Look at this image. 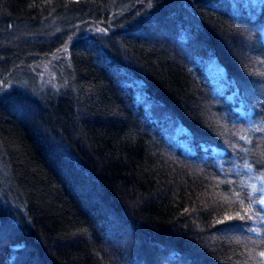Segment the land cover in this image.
I'll list each match as a JSON object with an SVG mask.
<instances>
[{
    "label": "trees",
    "instance_id": "1",
    "mask_svg": "<svg viewBox=\"0 0 264 264\" xmlns=\"http://www.w3.org/2000/svg\"><path fill=\"white\" fill-rule=\"evenodd\" d=\"M263 198L264 0H0V264H264Z\"/></svg>",
    "mask_w": 264,
    "mask_h": 264
},
{
    "label": "rangeland",
    "instance_id": "2",
    "mask_svg": "<svg viewBox=\"0 0 264 264\" xmlns=\"http://www.w3.org/2000/svg\"><path fill=\"white\" fill-rule=\"evenodd\" d=\"M211 61V59H210ZM203 61L202 64H200V71H199V74H201L203 77H206L209 81V83H211L213 81V85L217 87V85L214 84V82L216 80H219L218 78H211V75H213L214 73H216L218 71V68H217V64L214 62V61ZM210 62V63H209ZM215 69V70H214ZM212 70H213V73H212ZM216 79V80H214ZM212 80V81H211ZM236 107H237V110L241 113V114H246L248 112V110H246L245 108H243V105L241 104V102H239L238 104H236ZM177 134H180L179 131L175 132ZM173 133L172 135H169V136H166V140L170 141V143L172 142L173 145L176 147V149H179V150H185V151H188L190 153H193L194 151L196 153H201L203 154L204 152H207L208 154H217L218 151L217 149L215 148H204V147H199V150L196 148V146H194L193 144H189V142L187 140H184L180 135H177ZM261 205H263V210H264V198L261 200ZM109 220L114 223H116L115 225H117V222L116 220H114V218L112 216L109 217ZM115 227L114 225L111 226V228ZM109 228V229H111Z\"/></svg>",
    "mask_w": 264,
    "mask_h": 264
},
{
    "label": "bare ground",
    "instance_id": "3",
    "mask_svg": "<svg viewBox=\"0 0 264 264\" xmlns=\"http://www.w3.org/2000/svg\"><path fill=\"white\" fill-rule=\"evenodd\" d=\"M239 102H241V101L237 100V101L235 102V105H233V106H234V110L237 109L236 104H238ZM236 111H237V110H236ZM241 115H244V114H241Z\"/></svg>",
    "mask_w": 264,
    "mask_h": 264
},
{
    "label": "snow or ice",
    "instance_id": "4",
    "mask_svg": "<svg viewBox=\"0 0 264 264\" xmlns=\"http://www.w3.org/2000/svg\"><path fill=\"white\" fill-rule=\"evenodd\" d=\"M262 255H264V253H262Z\"/></svg>",
    "mask_w": 264,
    "mask_h": 264
}]
</instances>
